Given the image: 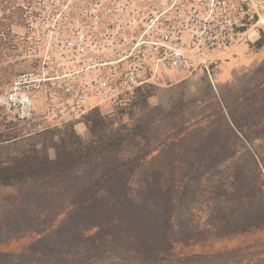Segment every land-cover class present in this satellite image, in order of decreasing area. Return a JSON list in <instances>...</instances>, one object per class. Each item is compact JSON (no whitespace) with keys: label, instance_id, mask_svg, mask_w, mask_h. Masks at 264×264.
Instances as JSON below:
<instances>
[{"label":"rangeland","instance_id":"1","mask_svg":"<svg viewBox=\"0 0 264 264\" xmlns=\"http://www.w3.org/2000/svg\"><path fill=\"white\" fill-rule=\"evenodd\" d=\"M40 1L0 0V93L36 65ZM239 44L212 79L146 86L79 122L42 102L27 122L0 107V170L42 172L0 182V264H264V32Z\"/></svg>","mask_w":264,"mask_h":264},{"label":"built area","instance_id":"2","mask_svg":"<svg viewBox=\"0 0 264 264\" xmlns=\"http://www.w3.org/2000/svg\"><path fill=\"white\" fill-rule=\"evenodd\" d=\"M28 24L36 65L0 93V107L27 122L42 102L52 118L79 122L175 73L212 79L236 45L264 32V0H41Z\"/></svg>","mask_w":264,"mask_h":264},{"label":"trees","instance_id":"3","mask_svg":"<svg viewBox=\"0 0 264 264\" xmlns=\"http://www.w3.org/2000/svg\"><path fill=\"white\" fill-rule=\"evenodd\" d=\"M3 6L2 9L7 8L6 5H4V2L1 1ZM7 16L4 14L0 16V59L3 58V54H6L4 49L11 48V44L9 43V40L7 39L10 35L9 29L7 24L5 23L4 19H6ZM263 38V37H262ZM259 42L262 46L263 40ZM14 48H17L16 46ZM3 50V53H1ZM7 79V78H6ZM4 81L0 80V83ZM41 171L32 163L23 161L20 159L15 163L14 166L6 167L0 170V182L2 184H11L15 181H22L26 178H39L41 175ZM173 179H174V171H173ZM172 186L170 185L167 195H166V209H165V217H164V229H163V242L162 247H169V241H168V234L170 232V221H171V205L173 202V194H172Z\"/></svg>","mask_w":264,"mask_h":264},{"label":"crops","instance_id":"4","mask_svg":"<svg viewBox=\"0 0 264 264\" xmlns=\"http://www.w3.org/2000/svg\"><path fill=\"white\" fill-rule=\"evenodd\" d=\"M239 45L240 44L236 46H239ZM198 74H202V73H198ZM188 78H189V75L186 73H175L173 75V83L171 85H162L161 87H174V86L182 85L188 80Z\"/></svg>","mask_w":264,"mask_h":264}]
</instances>
